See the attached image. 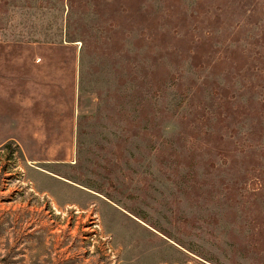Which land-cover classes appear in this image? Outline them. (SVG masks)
Listing matches in <instances>:
<instances>
[{"label":"rangeland","instance_id":"374dc122","mask_svg":"<svg viewBox=\"0 0 264 264\" xmlns=\"http://www.w3.org/2000/svg\"><path fill=\"white\" fill-rule=\"evenodd\" d=\"M0 264H264V0H0Z\"/></svg>","mask_w":264,"mask_h":264}]
</instances>
